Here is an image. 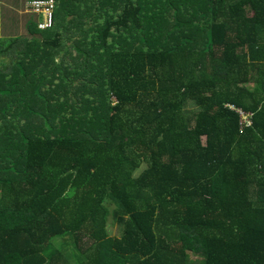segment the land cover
Returning a JSON list of instances; mask_svg holds the SVG:
<instances>
[{"label": "trees", "instance_id": "16d2710c", "mask_svg": "<svg viewBox=\"0 0 264 264\" xmlns=\"http://www.w3.org/2000/svg\"><path fill=\"white\" fill-rule=\"evenodd\" d=\"M52 2L0 38V264H264V0Z\"/></svg>", "mask_w": 264, "mask_h": 264}, {"label": "rangeland", "instance_id": "374dc122", "mask_svg": "<svg viewBox=\"0 0 264 264\" xmlns=\"http://www.w3.org/2000/svg\"><path fill=\"white\" fill-rule=\"evenodd\" d=\"M28 0H0V38H9V37H19L21 34L26 35V24L28 23V19L34 20L35 22H40L41 21V15H34L32 14L29 9L27 8V3ZM5 11H10L11 15L14 16V19L11 20L9 18H6V15L4 14ZM4 14V17H3ZM44 16V14L42 15ZM38 28V27H37ZM22 35V36H23ZM71 39L76 38V34L72 33L71 34ZM66 46H69L70 44L68 41L65 44ZM24 45H15L14 49L15 51H19L23 49ZM6 49V48H5ZM74 53V50H73ZM13 55H15L13 53ZM8 57L5 59H0V66L2 63H7L8 62ZM58 61L59 56L56 58ZM69 63V61H68ZM70 65V64H68ZM250 89L255 90L257 88L256 83L248 84ZM202 141H204V138H202ZM143 166H141L142 168ZM140 168V169H141ZM112 219L110 216L108 217V230L110 231L109 233L112 234L116 231L117 226L114 225ZM116 227V228H115ZM191 259L195 261L196 257L191 255Z\"/></svg>", "mask_w": 264, "mask_h": 264}, {"label": "built area", "instance_id": "2783aa9c", "mask_svg": "<svg viewBox=\"0 0 264 264\" xmlns=\"http://www.w3.org/2000/svg\"><path fill=\"white\" fill-rule=\"evenodd\" d=\"M27 8L31 13L41 15V21L37 22V27L38 29H46L51 27L52 25V13H53V2L52 0H28L27 3ZM44 14V16H42ZM241 120L240 124L249 126L251 124L250 117L251 113H244L242 111H238Z\"/></svg>", "mask_w": 264, "mask_h": 264}, {"label": "crops", "instance_id": "0c3cea01", "mask_svg": "<svg viewBox=\"0 0 264 264\" xmlns=\"http://www.w3.org/2000/svg\"><path fill=\"white\" fill-rule=\"evenodd\" d=\"M5 15H6V18H9V19H11V20H13L14 19V16H12L11 15V12L10 11H5V13H4ZM4 14H3V17H4ZM23 34H21V36H22ZM17 37V36H16ZM114 223V225H116L117 226V229H116V231L114 232V233H112V234H110L111 236H113V237H120V227H119V225L118 224H116L115 222H113ZM116 228V227H115ZM107 229H108V225H107ZM108 232H110L109 230H108Z\"/></svg>", "mask_w": 264, "mask_h": 264}]
</instances>
